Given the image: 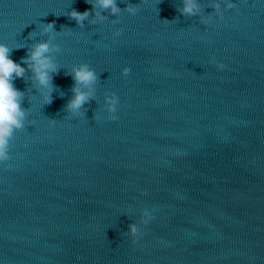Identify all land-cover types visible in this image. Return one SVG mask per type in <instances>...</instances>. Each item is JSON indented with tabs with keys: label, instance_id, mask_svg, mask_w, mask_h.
<instances>
[{
	"label": "water",
	"instance_id": "1",
	"mask_svg": "<svg viewBox=\"0 0 264 264\" xmlns=\"http://www.w3.org/2000/svg\"><path fill=\"white\" fill-rule=\"evenodd\" d=\"M128 3L80 28L66 14L86 0H0L10 58L48 42L58 67L49 105L30 72L13 82L27 116L0 163V264H264V0ZM52 22L72 34L50 40ZM81 64L98 80L72 116Z\"/></svg>",
	"mask_w": 264,
	"mask_h": 264
},
{
	"label": "clouds",
	"instance_id": "2",
	"mask_svg": "<svg viewBox=\"0 0 264 264\" xmlns=\"http://www.w3.org/2000/svg\"><path fill=\"white\" fill-rule=\"evenodd\" d=\"M142 2L147 4L148 0H142ZM86 3H90V10L79 12L72 9L66 14L67 18L75 21L76 25L80 28L84 27V22L89 20L90 17H93L89 21L92 24H95L97 20L102 21L105 19L100 12L96 11L97 8L108 12L111 16H119L122 11L130 16H135L139 11V8L132 3L126 4V7L121 9L118 7V0H86ZM234 7L235 5L233 3L228 2L226 4L227 9ZM213 8L218 10L219 5H213ZM178 11L182 16H197L200 11L199 0H182V7ZM201 22L206 25L208 20H202ZM112 23L115 25L119 23V20L113 21ZM40 27L43 34H51L49 37L50 40L54 39L55 35L62 34L69 36L72 34L71 31L64 29L62 33H55V22L41 24ZM114 35H121L120 30H117ZM13 50V48L0 43V163L10 159V143L14 138V134L24 129L27 116V110L21 107L25 98L24 93L17 90L13 82L16 79H23L30 72V79L34 81V85L40 92L44 106L53 102L52 93L58 91L52 83V74L58 71V67L49 55L53 49L48 42L34 45L19 63L14 62L10 58ZM209 62L216 63L215 58H212ZM21 65H25L26 67H22ZM216 67L219 70H223L225 65L223 63H216ZM130 72L131 69L125 67L122 69L121 75L126 78ZM71 76L74 81L72 88L73 97L66 104L65 110L72 116L84 115L81 109L92 98L93 85L97 82L98 76L96 71L89 68L87 64H81L78 68H74ZM78 85L88 90L84 91ZM106 102L109 105L107 109L109 117L115 120V113L119 103L118 97L113 94L106 98ZM95 118L98 119V117ZM51 122L54 123L55 121L53 120ZM144 215L146 219L142 223L146 227L154 217L148 212H145ZM129 233L134 238L133 243H135L141 236V229H138L133 224L129 226Z\"/></svg>",
	"mask_w": 264,
	"mask_h": 264
}]
</instances>
